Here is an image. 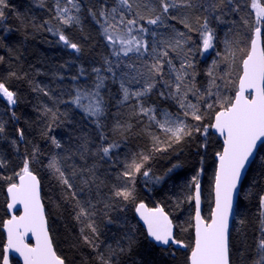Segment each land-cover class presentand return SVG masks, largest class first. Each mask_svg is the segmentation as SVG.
Returning <instances> with one entry per match:
<instances>
[{
    "label": "snow or ice",
    "instance_id": "obj_1",
    "mask_svg": "<svg viewBox=\"0 0 264 264\" xmlns=\"http://www.w3.org/2000/svg\"><path fill=\"white\" fill-rule=\"evenodd\" d=\"M32 2L48 10L50 19L37 23L27 13L17 12L18 29L27 30L31 23L32 28L51 33L58 44L80 56L84 46L65 29L75 28L84 39L92 40L83 23L90 18L108 55L102 57L101 66L91 67V75L79 66L77 74L70 77L74 82L72 88H60L58 95L53 94L55 89L36 81L34 76L30 78L27 72L9 68L0 78V101L6 102L4 112L10 113L8 120L0 118V139L8 138L6 124L20 119L16 108L22 99L8 81H23L32 93L52 102V106L40 102L36 110L43 118L41 137L59 150L44 153L36 144L30 151L25 147L15 180L12 176H0L10 181L6 188L9 212L17 205L23 208L22 214H13L2 222L6 242L0 251V264H10L12 253L23 264H68L54 248L34 164L47 170L61 189L60 198L72 208V219L79 230L73 246L83 245L89 250L79 264H149L139 253L142 240L153 251L158 248L166 253L173 246L186 249V264H233L230 221L234 199L247 180L248 166L264 153V0H250L248 7L254 12V22L247 18V13L241 14L244 6L239 0H52L51 8H47L46 0ZM10 7L7 0H0V47L13 53L10 41L14 29L6 23ZM230 14L238 15L239 21L226 20ZM170 21L181 25L184 31ZM213 22L231 25L223 39ZM240 26L249 29L250 35L243 33ZM211 53L214 57L203 73L208 79L201 86L195 56L204 58ZM8 62L0 56V64ZM237 64L240 71L233 77L232 69ZM35 71L36 75L42 74L39 69ZM52 75L54 79L65 78L59 73ZM81 78L86 81L83 85L76 83ZM60 105L66 108L61 110ZM76 113L82 114L81 121L94 125L99 140L94 147L93 137L76 134L80 127V121L73 120ZM65 125H74L68 144L53 134ZM109 128L120 140L109 139ZM15 131L18 139L12 138L10 143L19 154L20 143L27 145L31 141L23 128L17 127ZM134 131L147 137L148 144L121 158L118 150ZM197 136L203 137V141H197ZM73 140L79 142L73 144ZM212 140L217 143L214 206L205 217L200 176ZM191 144H196L200 166L184 185L190 191L184 193L183 199H175L177 208L194 201V215L190 217L194 224H188V228L194 229V240L189 244L178 239L175 232L177 227L183 231L188 228L174 224L159 203L154 208L146 206L139 199L136 186L138 177L144 178L146 188L170 178L175 169L182 167L181 163L173 164L164 175H155L150 162L157 154L182 152L185 145ZM77 157L85 163L77 165ZM89 157L91 164L87 163ZM101 162L116 169L114 180L108 170L101 175ZM3 167H7V162L0 158V168ZM261 180L264 171L253 177V183L259 186ZM256 195L259 234L254 249L244 241L240 254L245 264H264V188ZM130 210L142 221L143 229L131 223L127 217ZM113 213L125 215L114 219ZM239 223L244 225L245 221L241 219ZM112 224L123 231L113 233L110 239L104 229ZM29 235L34 244L26 242ZM249 251L253 253L250 258Z\"/></svg>",
    "mask_w": 264,
    "mask_h": 264
},
{
    "label": "trees",
    "instance_id": "obj_2",
    "mask_svg": "<svg viewBox=\"0 0 264 264\" xmlns=\"http://www.w3.org/2000/svg\"><path fill=\"white\" fill-rule=\"evenodd\" d=\"M83 2V0H82ZM244 6L241 14L247 13V18L254 22L255 15L248 5L250 0H239ZM7 3L11 6L8 12V19L6 23L11 26L14 31L11 34V45L14 46L15 51L10 53L7 49L0 47V56H4L8 63L0 64V78H2L9 68L17 71L27 72L29 77H35V80L42 84L48 85L50 89H55L54 95H58L60 88L70 90L73 86V81L70 79L72 75L77 74L79 66H83L89 71L91 75V67L101 66L102 57L108 55V49L104 46V42L98 35V29L94 25L90 18L84 19V28L86 33H90L93 37L92 40H86L82 37L79 30L75 28L65 29L70 37L84 46V51L80 56H77L71 50L64 48L57 43V38L47 31H39L32 28L31 23L28 25L27 30L18 29V21L15 19V14L27 13L29 17H34L35 22L42 23L44 19H50V12L46 9L36 7L32 0H7ZM47 8H51L52 0H46ZM30 9V11H29ZM85 17L87 13H84ZM226 20L235 19L239 21V16L236 14H230L225 17ZM55 24V21H52ZM172 24H175L172 23ZM177 28H182L181 25L175 24ZM213 26L217 28V33L221 36L222 32H226L230 24L217 25L213 22ZM145 27H150L145 25ZM240 30L250 35V30L240 26ZM198 39V37H195ZM151 39V37H146ZM19 56L17 60L14 57ZM199 62V63H198ZM197 69L200 72L198 81L201 86L206 85L207 77L203 74L207 65L204 61L198 60ZM65 65L61 68L60 65ZM36 69H39L42 74L36 75ZM240 71L239 65L234 68L232 75L235 77ZM53 73L62 74L65 78L63 80L54 79ZM9 86L20 93L22 103L16 108L17 116L20 117L18 121H10L6 124L7 139H0V158H3L7 162V167L0 168V176H12L15 180L14 173L19 171L22 164V156L25 152V147L30 151L33 144L39 145L44 153L59 151L51 146L50 141L45 140L40 135V130L44 126L43 118L36 110V106L40 102L47 103L52 106V102L43 97L37 95L29 90V87L23 81H8ZM77 84L83 85L86 83L84 78L76 81ZM59 86V87H58ZM233 94V93H228ZM68 97L65 96V99ZM6 102L0 101V118L8 120L10 113L4 112V105ZM61 110L66 108V105H60ZM173 110H175L173 108ZM114 111V109H113ZM81 115L76 113L73 115L74 121H80V127L76 128L77 135L87 133L93 137V145L99 143L97 133L94 125L88 124L85 121H81ZM194 123L193 121H189ZM109 121V125H110ZM17 127L23 128L28 143L25 145L21 142L19 145V154L14 151L10 140L12 138L18 139L15 129ZM74 125H65L53 133L61 139L62 143H69V135L72 133ZM139 126L137 125V129ZM109 139L120 140L119 136H114L110 128L106 129ZM203 137L197 136V141H203ZM79 141L73 140L72 143L76 144ZM123 143V142H122ZM148 144L147 137L143 135L135 134L129 135L124 147L118 150L121 158L125 153L130 151H137L142 149ZM217 150V143L215 140L209 142L207 148V156L203 165L204 171L200 176L201 189L204 197V216L208 217L205 213V205L207 199L211 200V190L214 181L215 171V151ZM203 153L204 149H200ZM196 144L185 145L182 152H169L165 154H157L156 157L150 162L155 175H164L168 168L172 167L175 163H181L182 167L175 169L170 174V178H166L165 181L159 185H150L145 187L144 178H137V192L139 199L143 200L149 206H156L159 203L164 207L166 213L169 214L170 219L174 224L181 225L183 228H188V224L192 223L190 219L193 216V204L185 202L179 208L176 207L175 199L177 197L183 199L185 192L190 191L184 188V185L188 182L190 177L194 174V170L200 166V157L196 155ZM115 155V153L113 154ZM77 165L84 164L78 157L74 161ZM93 162L89 157L88 164ZM71 163V161L69 162ZM111 163V162H109ZM102 167L100 173L103 175L105 170L112 173L110 179L114 180V174L116 169H110L108 163L101 162ZM119 167V165H117ZM250 171L246 173L247 180L243 182V188L239 192L238 200L234 209L233 222L231 225V246H232V261L233 264H245V258L241 256L240 250L244 247V241L250 249L255 248V240L259 234V210H258V197L257 193L264 188V180H261L259 186L253 183V177H257L261 171H264V153L257 156L254 163H251L249 167ZM34 172L38 175L41 181V196L42 202L45 205L46 216L51 228V235L54 241V248L59 255L64 257L68 264H79L82 257L89 255L87 246H73V241L79 236L78 225L72 219V208L69 204H65L60 198L61 189L59 185L50 177V174L39 164L33 165ZM17 181V180H16ZM10 183L7 179H0V251L5 243V236L2 232V222L9 218L7 212L8 199L6 196V188ZM251 192L252 195L248 196L247 193ZM131 207V206H130ZM124 213H113V218H122ZM127 217L131 223L136 224L138 228L143 229L138 223L133 210L127 212ZM244 220V225L239 223V220ZM242 229V231H241ZM108 237L111 239L113 233L123 231L117 224L108 225L105 229ZM110 230V231H109ZM178 239L191 244L193 242V228H188V231H183L181 227L175 229ZM103 240L104 237H101ZM174 250V255H173ZM140 255L149 262V264H186V256L188 254L186 249L173 248L168 252H160L157 248L152 250L147 241H141L139 248ZM253 255L251 251L248 252V257ZM12 264H19L17 261L12 260Z\"/></svg>",
    "mask_w": 264,
    "mask_h": 264
},
{
    "label": "water",
    "instance_id": "obj_3",
    "mask_svg": "<svg viewBox=\"0 0 264 264\" xmlns=\"http://www.w3.org/2000/svg\"><path fill=\"white\" fill-rule=\"evenodd\" d=\"M251 165V164H250ZM250 165L248 166V167H250ZM247 173V172H246ZM246 173H245V175H246ZM16 182H18V180L16 181ZM240 192V191H239ZM6 196H7V199H8V194H7V191H6ZM239 196V195H238ZM238 196L234 199V209H235V206H236V203H237V200H238ZM212 201H213V206H214V191H213V188H212ZM201 209H202V215H203V203H202V192H201ZM7 212H8V215H9V218L8 219H10L11 218V216L13 215V214H15V215H20V214H22V212H23V208H22V206H20V205H17L16 206V209L13 211V212H9V210H8V208H7ZM233 215H234V213H233ZM135 217H136V219H137V221H138V223L141 225V227L143 228V224H142V221H139V219H138V217L136 216V214H135ZM232 220H233V216H232V219H231V221H230V226H231V224H232ZM193 224H194V220H193ZM3 230V229H2ZM3 233H4V236H5V242H6V233L3 231ZM26 242H28V243H30V244H34L35 243V241H34V239H32V237L29 235L28 237H26ZM174 248H176V246H173ZM176 249H178V248H176ZM12 260H16L19 264H23V261L20 259V257L17 255V254H15V253H12L11 254V258H10V264H12Z\"/></svg>",
    "mask_w": 264,
    "mask_h": 264
},
{
    "label": "rangeland",
    "instance_id": "obj_4",
    "mask_svg": "<svg viewBox=\"0 0 264 264\" xmlns=\"http://www.w3.org/2000/svg\"><path fill=\"white\" fill-rule=\"evenodd\" d=\"M180 11L183 12V10H180ZM169 23H171V21H170ZM176 27H177V26H176ZM180 30L183 31L182 29H180ZM161 31H163V29H161ZM220 37H221V39L224 38V32H222V34H221ZM220 47L222 48L223 45L221 44ZM213 57H214V53L206 54L204 58H201V57L199 56V54H197V55L195 56V60H196L197 62H198V60H202V61H204L205 64L208 66V64L211 63V59H212ZM176 63H177V66H178L179 61H176ZM198 63H199V62H198ZM198 63H197V65H198ZM233 70H234V68L232 69V72H233ZM205 199H207V202H206L207 204L205 205V213L208 214V213H209L210 202H209V198H208V197L205 198ZM203 200H204V197H203Z\"/></svg>",
    "mask_w": 264,
    "mask_h": 264
},
{
    "label": "bare ground",
    "instance_id": "obj_5",
    "mask_svg": "<svg viewBox=\"0 0 264 264\" xmlns=\"http://www.w3.org/2000/svg\"><path fill=\"white\" fill-rule=\"evenodd\" d=\"M171 23H174V21H171ZM213 183H214V181H213ZM212 188H213V186H212ZM201 192H202V189H201ZM209 202H210V206H209V213H210V210H211V208L213 207V201H212V190H211V200H209ZM202 203H203V216H204V200H203V194H202ZM146 204V203H145ZM192 204H193V215H194V201L192 202ZM207 204V203H206ZM146 206H148L149 208H154V206H149V205H147L146 204ZM133 212H134V210H133ZM134 215H135V212H134ZM208 216H209V214H208ZM232 222H233V220H232ZM192 224H193V220H192ZM232 225V224H231ZM2 232H3V230H2ZM4 234V233H3ZM193 240H194V229H193ZM174 248V247H173Z\"/></svg>",
    "mask_w": 264,
    "mask_h": 264
}]
</instances>
